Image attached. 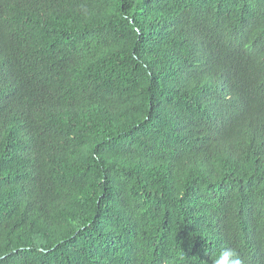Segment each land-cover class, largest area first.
<instances>
[{
    "label": "trees",
    "instance_id": "1",
    "mask_svg": "<svg viewBox=\"0 0 264 264\" xmlns=\"http://www.w3.org/2000/svg\"><path fill=\"white\" fill-rule=\"evenodd\" d=\"M264 264V0H0V264Z\"/></svg>",
    "mask_w": 264,
    "mask_h": 264
},
{
    "label": "clouds",
    "instance_id": "2",
    "mask_svg": "<svg viewBox=\"0 0 264 264\" xmlns=\"http://www.w3.org/2000/svg\"><path fill=\"white\" fill-rule=\"evenodd\" d=\"M215 264H243V260L235 249L229 247L220 250Z\"/></svg>",
    "mask_w": 264,
    "mask_h": 264
}]
</instances>
